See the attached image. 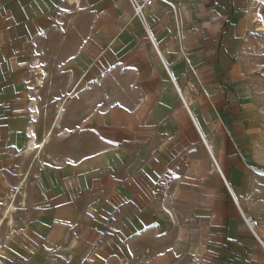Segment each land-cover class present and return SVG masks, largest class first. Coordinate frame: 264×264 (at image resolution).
I'll use <instances>...</instances> for the list:
<instances>
[{
	"label": "crops",
	"instance_id": "1",
	"mask_svg": "<svg viewBox=\"0 0 264 264\" xmlns=\"http://www.w3.org/2000/svg\"><path fill=\"white\" fill-rule=\"evenodd\" d=\"M261 2L155 0L145 22L129 0L94 5L65 47L86 112L60 136L38 247L9 243L7 264H264Z\"/></svg>",
	"mask_w": 264,
	"mask_h": 264
},
{
	"label": "rangeland",
	"instance_id": "2",
	"mask_svg": "<svg viewBox=\"0 0 264 264\" xmlns=\"http://www.w3.org/2000/svg\"><path fill=\"white\" fill-rule=\"evenodd\" d=\"M102 1L0 0V264H7L9 243L15 242L16 249L25 235L38 247L34 239L48 203L46 194L64 166L57 154L72 152L71 140L60 136L71 127L72 111L86 112L84 100L77 98L81 91L74 99L70 95L69 68L77 52L65 47L87 41L94 5ZM258 7L264 15V2ZM261 44L257 56L264 71ZM57 120L50 142L42 150H28L27 128L32 124L40 142ZM11 205L16 208L13 225L8 223Z\"/></svg>",
	"mask_w": 264,
	"mask_h": 264
},
{
	"label": "built area",
	"instance_id": "3",
	"mask_svg": "<svg viewBox=\"0 0 264 264\" xmlns=\"http://www.w3.org/2000/svg\"><path fill=\"white\" fill-rule=\"evenodd\" d=\"M130 2H131V6L134 12V16L138 17L142 22H145L146 12L152 8L155 0H130ZM178 93H179V97L181 99L182 104L184 105L185 108H187L188 111H190L187 98L183 95V93L180 90H178ZM207 148H208L211 160H212L213 167L216 169L217 172H219L222 175V171L220 169L219 162L215 154L211 151L209 147ZM246 222L249 228L254 230L256 226V220L252 217H249L246 219Z\"/></svg>",
	"mask_w": 264,
	"mask_h": 264
},
{
	"label": "bare ground",
	"instance_id": "4",
	"mask_svg": "<svg viewBox=\"0 0 264 264\" xmlns=\"http://www.w3.org/2000/svg\"><path fill=\"white\" fill-rule=\"evenodd\" d=\"M38 81H39V83H41V80L40 79H38ZM34 109H35V114H34V116L36 117L37 116V109L34 107ZM37 118V117H36ZM58 121L59 120H57V121H55V123L53 124V128L52 129H50V131L47 133V135L45 136V139H43L42 141H40V142H37L36 141V133H35V130H34V128H31L30 130H31V142H30V149L29 150H33V149H35V148H38V149H43L49 142H50V140H51V136H52V134H53V130L55 129V127L57 126V124H58ZM12 206V205H11ZM13 207V206H12ZM16 208L14 207V209L12 210V209H10V210H12V212H14V210H15ZM10 213V212H9ZM8 213V214H9ZM13 216V215H12ZM12 220V219H11Z\"/></svg>",
	"mask_w": 264,
	"mask_h": 264
}]
</instances>
